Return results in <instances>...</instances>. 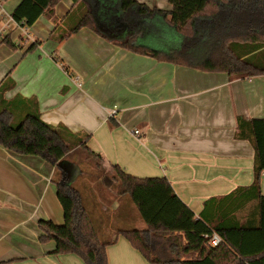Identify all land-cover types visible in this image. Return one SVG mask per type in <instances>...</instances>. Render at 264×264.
Returning <instances> with one entry per match:
<instances>
[{
	"label": "crops",
	"instance_id": "0c3cea01",
	"mask_svg": "<svg viewBox=\"0 0 264 264\" xmlns=\"http://www.w3.org/2000/svg\"><path fill=\"white\" fill-rule=\"evenodd\" d=\"M137 1L153 11L127 13L116 0L117 8L94 9L96 27L83 26L58 40L54 35L73 0L55 6L57 23L42 15L30 32L16 21L19 30L1 31L21 0H0V83L15 84L4 94L8 100L18 94L35 97L44 121L89 134L87 147L101 154L106 166L119 165L138 177H167L199 216L207 199L255 180L254 142L237 135V121L264 117V75L231 77L122 46L134 35L137 43L169 54L184 48V35L168 21L169 0ZM161 24L168 26L169 41L155 36L165 30ZM21 29L28 37L20 41ZM7 35L23 49L18 61L17 48L2 42ZM35 41L39 44L28 51ZM54 174V165L41 156L0 144V264H62L60 259L73 256L55 253L54 240H40V220L64 223ZM81 178L80 168L67 175L71 183ZM260 186L264 195V171ZM93 191L99 218L94 225L108 243L109 264H150L119 232L145 229L130 196L115 193L105 200ZM254 207L249 202L237 217L244 221L249 212L255 214Z\"/></svg>",
	"mask_w": 264,
	"mask_h": 264
},
{
	"label": "trees",
	"instance_id": "16d2710c",
	"mask_svg": "<svg viewBox=\"0 0 264 264\" xmlns=\"http://www.w3.org/2000/svg\"><path fill=\"white\" fill-rule=\"evenodd\" d=\"M59 1L21 0L12 17L26 28L42 15L56 20L55 6ZM115 1L73 0V7L58 25L59 34L54 35V39L63 40L83 26L96 27L95 11L100 5L117 8ZM120 2L127 13L134 8L139 16L153 11L137 0ZM169 2L172 5L167 12L169 23L184 35L186 44L201 38L203 43L206 40L210 44L207 49L187 46L169 54L137 43L134 35L120 44L135 52L200 70L224 71L231 77L264 75V0ZM113 17L108 20L113 21ZM203 19L211 22L202 24ZM2 42L12 48L19 46L8 35ZM38 44L39 41L33 42L28 51ZM14 85L9 79L0 83V144L17 153L39 155L54 165L52 180L64 210L63 224L39 221L40 240H54L55 253H76L86 264H109L108 243L101 240L81 191L67 179L70 166L74 165L70 170L72 174L80 168L75 162L68 163L67 156L72 152L84 149L92 158L101 162L104 158L87 147L89 134L44 121L35 97L18 94L6 99L5 92ZM237 129L239 137L254 142L255 180L222 197L207 199L199 216L180 198L167 177H138L116 164L103 163V167L98 164L102 172L109 167L105 175L115 184L116 193L129 195L138 208L146 228H127L119 232L151 264H264V195L260 186L264 171V117L240 116ZM249 202H255V214L249 212L241 221L236 214ZM214 232L223 239L217 246L210 244Z\"/></svg>",
	"mask_w": 264,
	"mask_h": 264
},
{
	"label": "rangeland",
	"instance_id": "374dc122",
	"mask_svg": "<svg viewBox=\"0 0 264 264\" xmlns=\"http://www.w3.org/2000/svg\"><path fill=\"white\" fill-rule=\"evenodd\" d=\"M55 22L57 23L58 19H56ZM16 24L17 23L15 21H13L10 25L9 30L7 29L6 31L10 32L13 29V31L15 32L14 27H16L18 29ZM156 26H158V24H156ZM161 27L162 28L165 27L164 28L165 30L161 29V31H158L155 36L156 37L160 36L161 40L169 41L170 34L168 31V26H163V24H161ZM27 29H28L27 31L30 32V27H27ZM27 31L22 30V32H21L22 38L19 37L20 41L25 40L28 37L27 33H26ZM182 42H183V45L185 48H187V46H188V48H190V47L192 48V47L197 46V48L203 47V49L205 50L210 46L208 41L205 40L203 43V39H201V38L194 39L192 43H188V41H187V44H186V41L184 38V40ZM21 50H23V49L20 47H17V51H16L17 61L20 59V57L23 54V51H21ZM76 152H77V154H76ZM67 161L70 165H72L75 162L80 167L82 178L80 181H76L74 183V185L82 192V197L84 199V203L86 204L87 209L89 210L93 221L95 223H98L99 218H98L97 210L94 207V205H92V202H94V198H95V196L93 195L95 193L93 191V189L96 190V193H98L97 196H101V197L103 196L105 198V200L107 198L113 196L116 193L115 184L113 183V181L108 176L105 175V174H108L107 171H109V169H108L109 167H107L102 172V169L98 167V164H100L102 166L104 162H101V160L98 158L90 157L84 149H79L75 152H72L70 155L67 156ZM72 166H74V165H72ZM72 166H70L69 169H67V173H69V172L71 173L70 170H71ZM90 190H92V191L90 192ZM107 209L109 210V208H107ZM125 210H126V207H122L121 212H124ZM129 210H131V209L129 208ZM142 223L144 225L142 228H146L145 222L142 221ZM138 228H141V227H138ZM101 240H103L102 237H101ZM60 254H72L73 255V256H71V255L65 256V258L63 260L60 259L62 264H86L84 259L76 253H60Z\"/></svg>",
	"mask_w": 264,
	"mask_h": 264
},
{
	"label": "built area",
	"instance_id": "2783aa9c",
	"mask_svg": "<svg viewBox=\"0 0 264 264\" xmlns=\"http://www.w3.org/2000/svg\"><path fill=\"white\" fill-rule=\"evenodd\" d=\"M2 12H3V9H0V16H2ZM13 21H14L13 17L7 15L5 17L4 27L1 29V31L8 28L10 26L11 22H13ZM134 132L137 134L139 132V130H135ZM222 241H223L222 237L216 232H214L212 234V236L210 237V244L213 246L219 245Z\"/></svg>",
	"mask_w": 264,
	"mask_h": 264
}]
</instances>
